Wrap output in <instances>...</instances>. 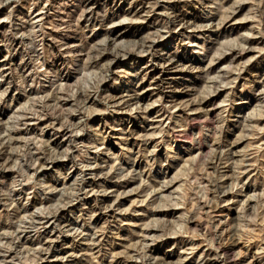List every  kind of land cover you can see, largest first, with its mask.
I'll use <instances>...</instances> for the list:
<instances>
[{
    "label": "rangeland",
    "instance_id": "obj_1",
    "mask_svg": "<svg viewBox=\"0 0 264 264\" xmlns=\"http://www.w3.org/2000/svg\"><path fill=\"white\" fill-rule=\"evenodd\" d=\"M241 1L0 0V264H264V0Z\"/></svg>",
    "mask_w": 264,
    "mask_h": 264
},
{
    "label": "bare ground",
    "instance_id": "obj_2",
    "mask_svg": "<svg viewBox=\"0 0 264 264\" xmlns=\"http://www.w3.org/2000/svg\"><path fill=\"white\" fill-rule=\"evenodd\" d=\"M241 1V0H240ZM87 2H88V0H87ZM239 2V1H238ZM238 2H237V4H236V9H238V11L239 10H241V8H242V4L241 3H239L238 4ZM242 3H243V1H241ZM254 2V1H253ZM258 3V1H255V3ZM262 2V1H261ZM260 1H259V3H261ZM256 3V4H257ZM253 5L252 6H254V3H252ZM255 4V5H256ZM85 5V4H84ZM261 6V5H260ZM255 7H257V5L255 6ZM259 7V6H258ZM262 7H264V6H262ZM255 10V9H254ZM263 10H264V8H263ZM257 11H258V9H257ZM260 12H262V11H260ZM85 13V12H84ZM255 13V12H254ZM83 15V14H82ZM81 15V16H82ZM228 15V14H227ZM255 15V14H254ZM253 15V16H254ZM259 15V14H258ZM257 15V16H258ZM263 15V14H262ZM256 16V17H257ZM42 17V16H41ZM255 16L253 17V18H256ZM227 18H229L228 16H223V20L224 19H227ZM252 18V17H251ZM259 18H260V16H259ZM259 18H257V19H259ZM261 18H264V16L262 17L261 16ZM260 18V19H261ZM219 19V18H218ZM257 19H255V20H257ZM223 20H222V22H220L221 21V19H220V21H219V23H217L216 24V26L214 27L215 29H219L218 27L219 26H221V24L223 23L224 24V22L226 21H224L223 22ZM263 20V19H262ZM261 20V21H262ZM260 21V22H261ZM263 22H264V20H263ZM177 23H179V24H182L183 23V20H182V18L179 16V15H176V14H174L172 17H171V19L169 20V23L168 24H177ZM185 26H195L193 23H190L189 21L188 22H186V23H183ZM253 24V23H252ZM257 24H258V22H257ZM184 25H183V27H184ZM260 26H261V24H260ZM182 27V28H183ZM213 27H210V29H212ZM256 28H258V26H256ZM262 28V27H261ZM264 28V27H263ZM259 29V28H258ZM262 31V30H261ZM263 32V31H262ZM159 37V36H158ZM241 43H246L247 44V39L244 37V38H242L241 39V41H240ZM253 42V41H252ZM234 43V42H233ZM240 43V44H241ZM250 43V42H249ZM154 44H155V42H154V40H152V41H149L148 43H147V45H144V47H142V46H139V50H141V51H138L137 52V54L138 53H145V51H148V50H150V49H152L153 48V46H154ZM243 44H241L242 45V47H243ZM107 48H108V46H107ZM144 48V49H143ZM210 49V48H209ZM233 49V48H232ZM252 49V48H251ZM241 50H243V48L241 49ZM240 50V51H241ZM109 51V50H108ZM134 52V51H133ZM132 51H128V52H126L125 54H123L122 55V57H125L126 58V56L128 57H130V55H133L132 53H133ZM212 52H213V50H212ZM220 52V51H219ZM118 53V52H117ZM217 54V53H216ZM239 54V53H238ZM231 55V54H230ZM235 56H236V54H234ZM105 58H106V60L109 58V61L110 62H114L115 60H117L119 57L117 56V54L116 53H106L105 54ZM121 57V58H122ZM231 57V56H230ZM233 57V56H232ZM174 58V57H173ZM165 61V60H164ZM170 61H172V60H169V62ZM163 65H164V63H163ZM162 65V66H163ZM236 65V64H235ZM3 66V65H2ZM181 67L182 69H183V66L184 65H180L179 64V60H175V61H172V62H170L168 65H167V70H169V69H177L178 67ZM186 66V65H185ZM181 69V70H182ZM166 70V69H165ZM166 70V71H167ZM170 71V70H169ZM234 79H236V77L234 78ZM161 81V80H160ZM232 82V81H231ZM157 84V83H156ZM158 86H159V84H158ZM156 87V86H155ZM202 91H203V89H202ZM56 95V94H55ZM161 95V94H160ZM159 95V96H160ZM202 96V95H201ZM52 97H54L53 96V94H52ZM55 98V97H54ZM75 98V97H74ZM80 94H78L77 96H76V101H79L80 99ZM172 99L170 100V102H169V104H170V108H173V107H178V106H180L181 104H180V102H181V100H178V98H173V97H171ZM134 100H136L135 102H137V103H139L140 102V99H139V97H135L134 98ZM209 101H207V99L205 100V98H203V97H200L199 99H196L195 101H192L190 104L189 103H187L186 104V106L185 107H188L189 109H190V107H192L191 109H193V108H196V109H201V108H204L207 104H208V106H211V105H209ZM184 105V104H183ZM182 106V105H181ZM187 108V109H188ZM206 108H207V106H206ZM255 108V107H254ZM186 109V110H187ZM195 109V110H196ZM207 110V109H206ZM188 111H190V110H188ZM192 111V110H191ZM256 111V110H255ZM166 112V111H165ZM168 113V112H167ZM259 113H260V111H259ZM253 116V115H252ZM257 116H262V113L261 114H258ZM251 117V116H250ZM251 118H253V117H251ZM256 118V117H255ZM64 119H66L68 122H70L71 120H70V118L66 115V116H63V115H58V114H56V113H53V114H46V119H45V121L42 123L45 127H50L51 129L52 128H54L55 126H57L56 128H58L59 130H61V132H65L66 134H69V135H71L72 133H73V131L70 129V126H71V124H70V126L69 125H66L65 124V122H63V120ZM205 119H206V117H205ZM207 120V119H206ZM66 121V122H67ZM253 121V120H252ZM252 121H250L251 123H252ZM257 121V120H256ZM208 122V121H207ZM206 121H205V123H207ZM249 122V123H250ZM258 122V121H257ZM207 125H209V124H207ZM252 126H253V124H252ZM175 127V126H174ZM206 127V126H205ZM248 127V126H247ZM256 127L258 128V126L256 125ZM250 128H251V126H250ZM254 128V127H253ZM243 129V128H242ZM256 130V129H255ZM257 131V130H256ZM159 133H161V131L159 132ZM184 133L186 134V132H185V130H184ZM185 134H183L184 136H185ZM183 135H182V137H183ZM186 137V136H185ZM74 138L76 139V140H79V139H77L76 138V136L74 135ZM186 139V138H185ZM191 139V138H190ZM243 139V138H242ZM73 141V140H72ZM70 142V141H69ZM191 143V142H190ZM5 145V144H4ZM5 147H1V150L2 149H4ZM217 150V149H216ZM216 150H213L214 152H213V154H212V159L209 161V163H208V169H210V170H212V174H213V176H215L214 174L216 173V171H217V167H218V165L222 162V159L224 158V152H223V154H222V152L221 151H216ZM231 152V151H230ZM2 156V155H1ZM1 159V158H0ZM52 163V162H51ZM53 164V163H52ZM222 164V163H221ZM3 167V166H2ZM183 173H184V171H183ZM180 174V173H179ZM208 174H210V173H208ZM217 174V173H216ZM217 176V175H216ZM223 178V177H222ZM210 179V178H209ZM227 179H229V178H227ZM171 181V180H170ZM221 181V180H220ZM227 182V181H226ZM225 182V183H226ZM169 183V182H168ZM224 182H218V178H217V180H215V179H210V181H209V187H210V191L209 192H211L212 193V197L213 198H215V195L213 196V193H218V195L220 194H222V192H221V187L225 184H223ZM121 186H123V185H121ZM150 188H154L153 186H151ZM93 190V189H92ZM93 192V191H92ZM220 195H219V197H220ZM222 196H225V195H222ZM212 197L209 199L208 198V200H207V202H205L206 203V208H211L212 206H213V204L214 203H212L211 202V199H212ZM218 197V198H219ZM221 198H223V197H221ZM215 199H217V196H216V198ZM214 201V200H213ZM204 203V204H205ZM212 205V206H211ZM205 206V205H204ZM248 209H251V206L248 208ZM252 210V209H251ZM253 211V210H252ZM94 213V212H93ZM240 216V215H239ZM239 216L237 215L236 216V218L237 219H239ZM234 217V216H233ZM39 220H43V219H39ZM51 226L55 223V222H57V224H58V216L56 215V214H52V216H51ZM49 221L47 220L46 221V223L45 224H47ZM238 222V221H237ZM66 224V223H65ZM73 225V226H72ZM85 225V224H84ZM148 224H144L143 226L146 228V226H147ZM176 225H178V224H176ZM179 225H181V224H179ZM50 226V227H51ZM58 226H60L59 224H58ZM57 226V227H58ZM197 226H198V224H197ZM237 226L238 225H233V226H230L229 227V231H228V237H227V239H228V241H229V244L230 245H236V242H238L237 240V238H239V237H241V236H239L240 234H239V232H238V229H237ZM239 227H240V225H239ZM56 228V227H55ZM65 228H70V230H67L66 232H71L72 230H75V232L77 231V230H80V228L78 227H75L74 226V224H66V226H65ZM52 229L54 230V227L53 228H51V230H50V232L52 231ZM160 229H161V227H160ZM162 229H164V228H162ZM161 229V230H162ZM174 229V228H173ZM86 230V229H85ZM49 231V230H48ZM174 231H175V229H174ZM81 232H82V230H81ZM162 233V232H161ZM147 234V233H146ZM40 235V234H39ZM93 235H95V233H92V234H90V236H93ZM147 237H148V235H146ZM159 236V235H158ZM161 236V235H160ZM47 239V238H46ZM53 239H54V237H53ZM49 240V239H48ZM52 240V239H51ZM211 240H212V238H211ZM227 241V242H228ZM89 242H92V243H94L95 241L94 240H92L91 238L89 239ZM49 243V242H48ZM46 244V246H44V245H42L41 247H40V250L38 251L39 253L38 254H40V253H43V255H45V256H48V258H51V257H54V258H57L58 257V254H55L53 251H52V248H51V245H50V243L49 244ZM211 243V242H210ZM40 244V243H39ZM45 244V243H44ZM135 244V243H134ZM139 244H141V243H139ZM145 245H146V243H145V241H143V243L140 245V249L141 250H145V251H142L143 253H142V255L141 254H139V255H137V258L138 259H143V258H145V257H149L150 258V256H152L151 255V251L149 250V249H145L146 247H145ZM133 246V245H132ZM138 246V245H137ZM136 246H134V249H136L135 248ZM233 247V246H232ZM134 249H133V251H134ZM138 250V249H137ZM216 251L217 252H213V254H212V256H214L213 258H214V260L216 261L217 259H221L222 260V262H225V261H227L228 262V260L230 259V257H231V251H230V249H227V248H223V247H216ZM139 253H141V251H139ZM146 260V259H145ZM145 260H143V261H145ZM162 263V262H161ZM144 264V263H143ZM145 264H150L149 262H145ZM211 264V263H210Z\"/></svg>",
    "mask_w": 264,
    "mask_h": 264
}]
</instances>
